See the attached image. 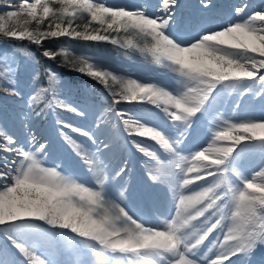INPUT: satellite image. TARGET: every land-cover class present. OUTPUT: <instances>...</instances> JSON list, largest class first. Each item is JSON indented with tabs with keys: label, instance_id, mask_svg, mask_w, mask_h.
Segmentation results:
<instances>
[{
	"label": "snow or ice",
	"instance_id": "6c2138e0",
	"mask_svg": "<svg viewBox=\"0 0 264 264\" xmlns=\"http://www.w3.org/2000/svg\"><path fill=\"white\" fill-rule=\"evenodd\" d=\"M0 7V36L39 50L0 55V94L14 102L11 111L0 109V264H61L55 230L73 234L69 247L87 250L91 259L78 264H113L117 257L124 264H254L264 252V2L253 8L240 0L227 23L193 31L185 28L193 27L191 19L178 18L180 0H158L155 9L147 0L131 7L103 0ZM216 8V0L193 6L202 18ZM60 38L106 42L128 59L138 54L170 73L173 84L117 73L66 46L44 47ZM17 54L30 66L17 63ZM41 57H59L87 76L107 104L68 102L58 73L44 68ZM247 96L261 104L259 117L237 118ZM143 104L163 113L167 128L140 116L135 106ZM56 109L87 126L57 121L71 160L49 165L51 145L41 126ZM127 144L144 157V208L158 211L161 193L171 204L161 225L128 206L136 181L123 154Z\"/></svg>",
	"mask_w": 264,
	"mask_h": 264
},
{
	"label": "rangeland",
	"instance_id": "374dc122",
	"mask_svg": "<svg viewBox=\"0 0 264 264\" xmlns=\"http://www.w3.org/2000/svg\"><path fill=\"white\" fill-rule=\"evenodd\" d=\"M114 1L115 3L112 4V3H106L107 0H103V2H105L106 4L113 5V6L121 5V3L124 0H110V2H114ZM125 1H131L135 3V5L144 3L142 2L143 0H125ZM180 1H181L180 2L181 6H182L180 9L181 10L183 9L184 13L185 11L188 14L192 13V11L194 13L193 6L190 3L191 0H180ZM157 2L158 0L147 1L151 9H155ZM247 2L250 3L253 8L257 7L255 5V0H247ZM8 3H12L15 5L16 3H18V0H0V5H6ZM216 3H217V7L218 8L220 7V10L216 8L215 10H213V12L210 15H205L204 18H207V20L210 19L214 21L215 23H217L216 26H218L222 24L223 22L227 21L228 19L230 18L232 19V13H231L230 5H228L229 7H227L226 6L227 4H226L225 7H222V4H224L223 0H216ZM0 8L5 11L3 7H0ZM194 14L196 16H200L199 14H196V13ZM201 22L202 20H199L198 18L196 21V24L192 23L193 25L192 28H189L188 25H185V28L187 31L196 30L197 23H201ZM187 38L189 37H186L185 39ZM56 41L62 42V44H59L58 48L62 46H66L70 50L76 49L77 45L79 44L89 42L90 48L85 49V51L88 52L90 56H94L105 67L117 73L127 74L131 76L132 78H136L144 82L159 81L161 83H164L166 81L167 83L171 85L173 84L170 73H166L164 70L158 68L157 66L150 63L149 61L144 60L138 54L134 55L132 59H128L127 57L123 55L122 50H118L115 46L108 44L106 42H90V41H83V40H82L83 42H79V41H75L69 38H60L59 40H56ZM3 47L5 51L0 53V55L7 54L9 56H12L15 49L21 48V47H16V46L7 45V44H5ZM16 60H17V63L21 64L22 66H25V65L30 66V62L23 56H20L17 54ZM81 76L83 77V79L89 80L91 81V83H95L94 81L89 79L87 76H83V75ZM143 76L144 77L149 76V77L143 78ZM59 78H60L59 92L62 94L63 97L67 99L68 102L91 106L95 102L99 101L96 94L102 96L105 100H107L105 97V94L102 93L100 89H98L97 91H93V92L83 91V93H77L74 90H72L71 88L72 85L65 78H63L62 75H59ZM71 92L73 93V95L71 94ZM236 95H237L236 92H232L230 97H226L224 99V104H223L224 109H228L230 107L228 100L231 99L232 97H235ZM13 103L14 102L12 100H7L3 103H0V109H9V111H11L10 106H12ZM117 107H128V105H119ZM135 107L138 110V114L142 116L145 120L149 121L150 124H154L158 127L160 126V128H167V124L163 117V113L156 110L154 106L143 104V105H136ZM261 111H262L261 104L254 97L247 96L243 98V104L241 106L239 113L237 114V118H243L245 116L259 117L261 115ZM91 119L92 117L90 115L88 120L91 121ZM58 120H64L76 126H87L83 118L77 117L76 115L68 111L56 109L52 111L51 113L46 114V116L43 119V123L41 127H42V131L44 132L45 135H47L48 141L50 142V145H51L50 152L55 157V161L53 163L47 162L49 165H52L54 163H59V162H67L71 160V149L64 142L63 137L60 135L61 128H60V125L57 123ZM64 131H67L69 135H72L74 138L83 140L82 137H78L77 134L71 132L70 129H64ZM137 139L146 145H150L153 148L158 147L157 145H155L154 142L150 140H146L140 137H137ZM204 146H207V145L205 144ZM124 148H125V151L123 154L129 161L130 171L136 181V183L133 185L134 187L133 195L127 201L129 208L132 211L134 210L133 212L139 216H142L146 219L149 217L148 218L149 220H154V218H158L159 220L166 219L167 216L165 215L166 213L164 210L168 211V214H170V212L172 211V208H171V204L169 205L168 198L164 196L163 193H161L158 198V209H159L158 211L154 210V211L148 212L144 208L143 203L141 202V196H140V193L143 191L145 187V175H144L145 166L143 164L144 157L142 156V154L138 153L130 144L124 145ZM160 155L163 158L164 154L162 152H160ZM243 163L246 167L251 166L250 160L246 159ZM68 171L71 172L74 170L71 168V166H69ZM76 172H78L82 178L84 177V174L82 172H79L78 170ZM41 226L45 228L47 227L46 225H41ZM56 231L57 230H55V235L57 237V240H56V243L54 244V251L55 252L57 251L55 254L56 260L60 261L61 264H68V263L78 264V262L81 259H88V257L89 259H91L90 255L85 256V252L87 250L84 249L83 246L67 247L73 240V234L67 233L66 231H64L65 233L62 234L61 231L58 230L57 231L58 233ZM209 239H211V237ZM0 244H3L2 237H0ZM61 258L63 259V262ZM254 259H255L254 264H256V262H259V261H260L259 264H264V252L258 251ZM113 264H124V262L119 257H117L113 261Z\"/></svg>",
	"mask_w": 264,
	"mask_h": 264
},
{
	"label": "trees",
	"instance_id": "16d2710c",
	"mask_svg": "<svg viewBox=\"0 0 264 264\" xmlns=\"http://www.w3.org/2000/svg\"><path fill=\"white\" fill-rule=\"evenodd\" d=\"M4 10L0 8V14H4ZM75 41H79V42H83L82 40L76 39ZM13 45L16 47H28L30 48L32 51L36 52L37 55H39V50L37 48H35L34 45H30L27 41H17V40H10V39H5L2 36H0V53L4 52V45ZM59 44H62V42H58L56 40L54 41H48L45 42L44 47L47 48H52L53 50L57 49ZM90 43L86 42L83 44H79L77 45L76 49L71 50L72 54L74 56H90V54L88 52L85 51V49L90 48ZM41 65H43L44 68H51L53 71L57 72L58 75H62L63 78H65L72 86V90H74L77 93H83L84 92H93V91H97L98 89L101 90L102 93L103 89L99 86L96 85L95 83H91V81L83 79V77L81 76V74L79 72L70 70L69 67L64 66L61 63V58H57L55 61H50V60H46L43 57H41ZM26 66V65H25ZM42 75L40 78V84L43 85L45 83L46 77L43 75V69H41ZM71 94L73 95V93L71 92ZM96 96L98 97V100L103 103V104H107V100H105L102 96L96 94ZM7 100L2 94H0V103H3Z\"/></svg>",
	"mask_w": 264,
	"mask_h": 264
},
{
	"label": "bare ground",
	"instance_id": "6f19581e",
	"mask_svg": "<svg viewBox=\"0 0 264 264\" xmlns=\"http://www.w3.org/2000/svg\"><path fill=\"white\" fill-rule=\"evenodd\" d=\"M147 1H149V0H147ZM135 2V1H134ZM142 2H145V0H143ZM181 2V1H180ZM198 1H196V0H191L190 1V3H191V5L192 6H194L196 3H197ZM240 2V0H223V3L224 4H222V7H225V5L227 6V7H229L228 5H232V4H234V3H239ZM262 2H264V0H255V5L257 6L256 8H258L260 5H261V3ZM106 3H112V4H114L115 3V1L114 2H110V0H107V2ZM149 4V3H148ZM133 5H135V3H133V2H131V1H123L122 3H121V5H119V6H126V7H131V6H133ZM182 7V6H181ZM221 7V8H222ZM151 8V7H150ZM217 9H219L220 10V7L218 8L217 7ZM189 10V9H188ZM223 10H224V8H223ZM190 14H191V16H190ZM190 14H188V13H186V11H185V13L183 12V9L181 10V9H179V16H178V18H183L184 20H189V19H191V23H195L196 24V21H197V19L199 18V20H202V22L201 23H197V28H196V30H199V28L200 27H204V28H208V27H215L216 25H217V23H215L214 21H212V20H210V19H208L207 20V18H202V17H200V16H196L194 13H193V11H192V13H190ZM190 16V17H189ZM231 20V18L230 19H228L227 21H225V22H223V23H227L228 21H230ZM212 24V25H211ZM187 25V24H186ZM187 36H185L184 38H186ZM147 77H149V76H147ZM147 77H144L143 76V78H147ZM165 84H168V85H170L171 86V84H169V83H167L166 81L164 82ZM160 127V126H159ZM47 136V135H46ZM48 139V138H47ZM55 161V157H54V155L53 154H51V152H50V157L47 159V162L48 163H53ZM76 174L77 175H79V173L78 172H76ZM80 176V175H79ZM80 178L81 179H86V177L84 176L83 178L80 176ZM90 182V181H89ZM134 188V187H133ZM136 189V188H135ZM167 204V203H166ZM169 205H170V203H169ZM160 208V207H159ZM134 211V210H133ZM165 211V215L168 217V211H166V210H164ZM161 212H163V211H161ZM143 213V212H142ZM156 214V213H155ZM168 214V215H167ZM137 215V214H136ZM161 215V214H160ZM137 216H139V215H137ZM165 216V217H166ZM146 217V216H145ZM160 217V216H159ZM144 218V217H143ZM149 218V217H148ZM146 219V218H144V219H146L149 223H151V224H153V225H161V222L163 221V220H159L158 218H154V220H149V219ZM58 231V230H57ZM56 231V232H57ZM58 233V232H57ZM61 233L62 234H64L65 232H62L61 231ZM71 235V234H70ZM59 236V235H58ZM59 238V237H58ZM62 238V237H61ZM60 240V239H59ZM67 244V243H66ZM60 245V244H59ZM67 247H69V246H67ZM57 252V251H56ZM62 252V251H61ZM65 252V251H64ZM61 254V253H60ZM82 255V254H81ZM60 257V256H59ZM63 257H65V256H63ZM56 258V257H55ZM62 259V258H61ZM88 259H89V257H88ZM80 260V259H79ZM255 260V259H254ZM123 261V260H122ZM62 262H63V259H62ZM68 262V261H67ZM117 262V261H116ZM255 262V261H254ZM260 262V261H259ZM259 262H256V264H259ZM119 263V262H118ZM69 264V263H68Z\"/></svg>",
	"mask_w": 264,
	"mask_h": 264
}]
</instances>
